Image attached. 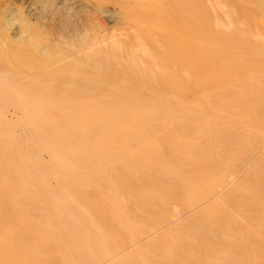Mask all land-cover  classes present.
Here are the masks:
<instances>
[{"label": "rangeland", "instance_id": "rangeland-1", "mask_svg": "<svg viewBox=\"0 0 264 264\" xmlns=\"http://www.w3.org/2000/svg\"><path fill=\"white\" fill-rule=\"evenodd\" d=\"M263 11L261 12L264 14ZM262 22H258V25L255 23L259 28L255 35L252 34L254 24L249 21H234L220 26L222 28L218 26L222 32L225 30V34L235 36L236 41L233 38L232 43H202L210 47L209 53L206 50L208 54H204V51L196 55L185 54L183 70L172 81L170 88L161 87L167 75L163 68L156 66L155 56L151 51L146 50L143 55L139 56L138 53L131 58L128 51L113 45L112 41L104 43L105 47L102 45L103 56L100 57V54L95 59L103 60L102 66L99 64L101 61L98 63L102 72H98L107 77L106 81L109 78L111 82L115 80L116 88H108L107 85L111 82L91 84V87L80 93L77 88H66V93L75 92L74 95L93 100L87 110L91 111L88 117L94 121L101 119V109L106 97L120 100L121 103L111 109L117 113L129 111L131 118L123 127L118 128L119 135L133 137L135 132L142 134L140 140L128 141L125 148H116V151L111 149L106 138L98 135L85 148L111 149V159L101 162L99 166L102 167L103 174L114 181V189L118 190V197L115 190L117 200L105 193L97 196L86 194L92 197L89 198L90 201L89 196L86 198L80 192L82 189L77 188L81 178H77V184L68 189L75 193L69 194V198H73L84 214L87 213L95 226H99L103 232L109 231L110 236L120 228L112 222L109 212L114 211L113 214L133 221L128 229L115 233L120 236L115 237L114 234L115 239H110L109 236L111 246L122 253L118 264H163V261L167 264H264V59L260 61L264 57V21ZM246 43L248 46L252 44L255 47L252 49L255 50L251 51L244 45ZM109 46H117L119 53L121 50V63L112 54L118 53L117 49L112 48L114 51L110 53ZM241 46L248 48H243L244 54L239 53L242 51ZM236 60L241 67L232 64ZM243 60L256 62L246 64ZM80 67L79 65L77 69L80 70ZM227 76L232 78V83L228 79L227 84L225 80L219 81ZM101 86L103 87L100 88ZM153 92L160 95L155 96ZM136 95L140 96L138 100L135 99L138 97ZM143 97L145 101L142 100ZM141 100L144 102L139 103ZM139 111H147L149 114L141 115ZM141 119L147 123L140 126ZM79 120L82 121L80 127L90 123L84 122L82 118ZM9 145L10 143L8 147ZM147 150L155 152V164L142 157ZM63 160L60 157L52 163L60 166ZM15 162L20 164L18 159ZM67 169L65 172L70 174L71 166ZM201 171L204 176L198 184L203 187L204 193L198 198H191L182 192L174 174L197 176L195 174ZM83 180L80 182L85 183L86 179ZM192 182L197 180L193 178ZM23 186L22 180L10 186L7 181L0 183V198L3 195L7 197V207L10 208L8 211L15 215L14 223L8 226L13 229L8 233V230H1L0 241L6 237L12 239L11 236H20L22 229L25 231L28 228L29 232L28 229L26 231L30 234L40 225L37 224L39 218H35V212L32 214V209L22 195ZM79 195L84 197L82 201L86 202V206ZM201 200L204 202L201 204L202 208H199L200 204L191 208ZM2 210L3 207L0 208ZM23 220L30 224L27 225L29 222L25 223ZM106 223H110V226ZM111 224L113 228H118L113 230ZM40 226L37 232L32 233H38V238L31 235L36 244L30 246L33 238L27 234L30 239L28 238L29 244L26 243L29 246H22L23 242L20 245L12 244L13 254L0 258V264H10L11 256L19 259L23 253L31 257L32 249L36 251V256L42 253L38 255L39 258L32 254L38 264L41 261L43 264H52L50 262L53 261L55 264H63L55 251L48 248L46 252L45 249V242L48 240L46 237H52L55 228L48 230L45 225ZM38 242L40 245L36 246ZM119 244L120 247L124 246L122 250ZM9 245L11 244L7 243L4 246ZM39 251L41 252L37 253Z\"/></svg>", "mask_w": 264, "mask_h": 264}, {"label": "bare ground", "instance_id": "bare-ground-1", "mask_svg": "<svg viewBox=\"0 0 264 264\" xmlns=\"http://www.w3.org/2000/svg\"><path fill=\"white\" fill-rule=\"evenodd\" d=\"M263 10L264 0H0V183L7 181L10 186L22 180L24 182L22 195L32 209V214L35 212L37 215L35 218H39L36 219L37 224L45 225L48 230L55 228L52 237L50 235L51 238L46 237L48 239L45 242L46 252L48 248L55 251L63 264H118L119 259H122L119 257L122 253H118L109 242V231L103 232L99 226H95L87 213L84 214L74 203L73 198L68 196L75 194L68 189L77 184L75 182L77 178L79 180L81 178V182L83 179L86 181L85 183L79 181L80 185L77 188L84 190L80 191L83 196H89L88 199H91L92 197L86 194L97 196L105 193L106 196L117 200L118 190L114 189V181L103 174L99 164L111 159L109 150L123 149L128 141H138L142 137L139 132H135L133 137L119 135L118 128L123 127L131 118L129 111L117 113L111 109L121 103L120 100L106 97L101 109V119L94 121L88 117L91 111L87 110V106L93 100L74 95L75 88L79 89L80 93L95 83L101 85L100 83L111 82L110 78L106 81V76L99 73L103 60L100 62L95 59L102 54V45L112 41L113 45L119 46L118 48L121 46L124 51H128L130 57L138 53L141 56L146 50L151 51L155 56L156 66L163 68L167 75L161 87L170 88L172 81L183 70L185 54L196 55L201 51L208 54L210 47L202 43L236 41L235 36H229L225 34V30L222 32L220 29L222 28L220 26L234 21L253 23L252 28L255 32L251 29L255 35L256 31H259L255 23L258 21L262 24L264 21V14L261 12ZM218 26L220 28H217ZM233 38L235 40L231 41ZM117 46L114 48L117 49ZM241 47L242 51L239 53L244 54L248 48ZM248 47L251 51L255 50L252 49L254 47L252 44ZM112 48L110 53L115 50ZM118 53L112 54L117 56L113 57L121 63L123 59L120 55L121 50L120 56ZM89 56L91 59H87ZM263 59L264 57L260 61ZM250 61L254 60L244 62L252 64ZM232 64L240 65L238 61ZM246 64L243 63V66ZM79 65L80 70L77 69ZM262 67L264 69V66ZM226 79L232 83L229 76L219 81L225 80L226 83ZM114 82L107 85L108 88H116ZM68 87L75 89L74 94H70V91L66 93ZM153 95L160 93L153 92ZM139 98L140 96L135 97L136 100ZM144 99L145 97L142 98ZM142 100L139 103L145 101ZM139 112L141 115L149 114L147 111ZM81 118L84 122L90 123L80 127ZM140 122V126L147 123L143 119ZM97 135L106 138L111 149L86 150L92 138ZM10 147L12 148L9 149ZM60 157L64 158L62 165L55 166L52 161ZM142 157L147 158L152 164L157 160L152 150L145 151ZM15 159H18L20 164H17ZM90 159L93 162H88ZM68 166H71L70 174L65 172ZM195 175L197 176L174 174L182 192L191 198H198L204 193L203 187L198 184L204 174L201 171ZM90 178L93 180L89 181ZM193 178L197 182H192ZM74 189L73 191L76 190ZM77 192L81 194L79 190ZM213 195L211 194L212 197L215 196ZM78 198L77 201L80 199L82 201L84 197L81 196L79 200ZM82 202L86 206V202L84 200ZM7 203V197L3 195L0 198V208L3 207L0 211V231L8 230L6 233L13 229L8 226L14 223L15 217L8 211L10 208L7 207ZM201 204H204L202 200L191 208L198 206L202 208ZM113 213L114 211L109 212L112 222L118 224L120 228L115 233L121 229L125 231L133 224V221ZM110 223L106 225L110 226ZM29 224L30 222L27 225ZM40 225L36 228L38 226L41 228ZM39 227L36 230L40 229ZM116 227L114 226L115 229ZM26 230L22 229L23 235L21 231L20 236H11L12 239L6 237L0 241V258L13 254L12 244L20 245L23 242L22 246H29L30 238L26 236L29 229L28 232ZM32 233L28 235L37 239L38 233L37 235ZM115 233H112L110 239H115L119 235L116 236ZM34 238L30 246L34 245L36 241ZM24 242L28 243L27 246ZM7 243L11 245L4 246ZM39 245L38 242L36 246ZM32 250L31 257L36 253ZM24 254H21L19 259L11 256L10 264H32V261L38 264L37 259L35 261L28 253L27 256ZM40 254L37 256L35 254V257ZM50 256L49 254L48 257ZM41 262L39 264H43ZM50 263L55 264L54 261ZM162 263L167 264L165 261Z\"/></svg>", "mask_w": 264, "mask_h": 264}]
</instances>
